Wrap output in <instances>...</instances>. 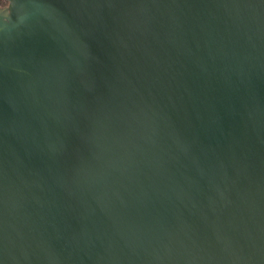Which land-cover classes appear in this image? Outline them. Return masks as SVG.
<instances>
[{
  "label": "water",
  "instance_id": "water-1",
  "mask_svg": "<svg viewBox=\"0 0 264 264\" xmlns=\"http://www.w3.org/2000/svg\"><path fill=\"white\" fill-rule=\"evenodd\" d=\"M0 264H264V0H5Z\"/></svg>",
  "mask_w": 264,
  "mask_h": 264
},
{
  "label": "flooded vegetation",
  "instance_id": "flooded-vegetation-1",
  "mask_svg": "<svg viewBox=\"0 0 264 264\" xmlns=\"http://www.w3.org/2000/svg\"><path fill=\"white\" fill-rule=\"evenodd\" d=\"M7 2L5 0H0V7L6 5Z\"/></svg>",
  "mask_w": 264,
  "mask_h": 264
}]
</instances>
